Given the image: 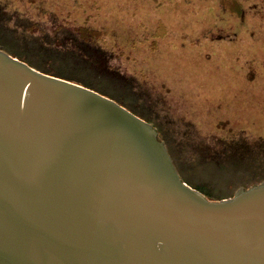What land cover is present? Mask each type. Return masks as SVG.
I'll use <instances>...</instances> for the list:
<instances>
[{"label": "water", "instance_id": "95a60500", "mask_svg": "<svg viewBox=\"0 0 264 264\" xmlns=\"http://www.w3.org/2000/svg\"><path fill=\"white\" fill-rule=\"evenodd\" d=\"M0 264H264V180L209 198L152 121L0 46Z\"/></svg>", "mask_w": 264, "mask_h": 264}, {"label": "rangeland", "instance_id": "374dc122", "mask_svg": "<svg viewBox=\"0 0 264 264\" xmlns=\"http://www.w3.org/2000/svg\"><path fill=\"white\" fill-rule=\"evenodd\" d=\"M237 4L227 1V10L215 0H0V46L113 96L157 127L170 128L177 143L189 128L205 139L240 138L252 149L264 142V3L245 2V17ZM33 23L52 35L60 24L79 26L104 47L105 60L92 64L69 48L56 59L55 50L47 57L21 45L19 37L27 25L35 29ZM232 31L239 33L235 41L218 37ZM165 141L176 153L173 137ZM261 153L251 169L264 171V147ZM191 156L178 162L179 171L199 188L225 197L254 181V171L243 169L247 163L192 165Z\"/></svg>", "mask_w": 264, "mask_h": 264}, {"label": "trees", "instance_id": "16d2710c", "mask_svg": "<svg viewBox=\"0 0 264 264\" xmlns=\"http://www.w3.org/2000/svg\"><path fill=\"white\" fill-rule=\"evenodd\" d=\"M55 28L56 30L53 33L54 35H52L48 31V29L46 30L38 26V23L36 24L35 29L34 28L32 29L31 27H29V25H27L25 28L26 33L21 34V36L19 37L21 39L20 40L21 45H26L29 47L32 46L31 48L34 51L43 52L47 55V57H51L52 56V55L50 56L51 52L55 50L56 59H58L60 56H64L65 53L64 49L69 48V49H73L78 54L83 52L86 55L84 58L92 62V64H98V65L101 64L98 63L97 61H99V58L101 57L105 58L107 51L103 49L104 47L98 46V44L92 41V36L90 33L86 31H77V30L75 31L70 29H64L62 28L61 24L56 26ZM36 29H39L41 33L35 35L33 31H35ZM61 50H64V52L62 53ZM17 56L27 61L28 57L24 58L21 57L20 55ZM78 57H80V55H78ZM52 58L55 60V56ZM35 66L41 68L44 71H47L44 68H49V65H45L44 63L42 64L41 62H37V65ZM103 66L106 67L107 69L106 63ZM63 75L64 77H66L65 74H61V76ZM168 130L171 129L164 127L159 128V131L162 134L160 135V137L165 138V135L167 134L173 137V145L176 153H172V152L171 153L173 155L174 162L177 165L178 169L180 166L178 162L184 161L185 159L183 160V156L188 157V152L190 151V156L192 155L191 157L195 158L196 163L189 162V164L192 165L200 164L203 166L209 165L214 167L230 166L229 168H232L231 166H233L234 164L240 166V162H243L248 164L247 167L245 166L243 169H245L246 171L252 170L256 174L253 177L254 181L252 184L264 180V171L251 169L253 166V162H256L255 161L256 159L260 157V159L262 160L261 151L264 147V142L262 140H260L259 143L258 142L255 143V148L253 146L252 149H249V147L246 146L245 143L240 145V138L224 139L218 136H213L210 139H205L199 136L198 133L191 131L188 128L187 130L182 131L180 133V136L177 137L180 139V141L177 143L174 141L175 140L174 136L176 135H173L172 133L173 131L171 132ZM190 136H192V138L188 140L187 137ZM259 144H262L263 146H259ZM184 151H185V155H183ZM186 161H188V159H186ZM199 189H201L203 193H205L209 198L212 199H220L224 197L213 191H209L203 186H201V188Z\"/></svg>", "mask_w": 264, "mask_h": 264}, {"label": "flooded vegetation", "instance_id": "af4514ba", "mask_svg": "<svg viewBox=\"0 0 264 264\" xmlns=\"http://www.w3.org/2000/svg\"><path fill=\"white\" fill-rule=\"evenodd\" d=\"M215 1H218L219 2V5L220 6H223V8L224 9H227L228 10V6H227V1H230V2H234V3H238L237 5H239L240 4V6H237L236 5V7H239L240 8V17H245V15H246V8H245V2H247L248 3V5H250V6H253V7H257L258 6V4L259 3H264V0H215ZM233 10H235L234 12L230 9V12L231 13H233V14H236L237 13V9L235 8V9H233ZM78 31H82V30H80V28L78 27ZM87 32V31H86ZM238 32H236V31H232L231 33H229V34H226V35H224V34H220L218 37H223V38H226V39H228L229 41H235V39H237L238 38ZM96 59H98V58H96ZM99 60H105V58L104 57H101V58H99ZM98 63H100V61H97ZM130 108V107H129ZM134 111V110H133ZM144 117V116H143ZM146 118V117H145ZM147 119V118H146ZM149 120V119H148ZM151 121V120H150ZM155 125V124H154ZM156 126V125H155ZM157 127V126H156ZM158 128V127H157ZM158 130H159V128H158ZM160 135H162L161 133H160V131H159V137H160ZM161 138V137H160ZM161 139H163L164 141H165V138L164 137H162ZM166 142V141H165ZM166 144H167V142H166ZM167 146H168V144H167ZM168 149H169V152H170V154L172 155V153H171V150H170V147L168 146ZM172 157H173V155H172ZM174 159V158H173Z\"/></svg>", "mask_w": 264, "mask_h": 264}]
</instances>
